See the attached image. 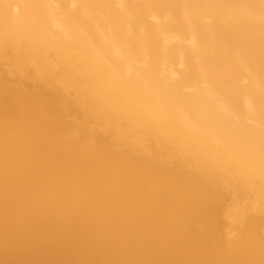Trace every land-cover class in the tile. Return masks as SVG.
<instances>
[{
	"label": "bare ground",
	"instance_id": "1",
	"mask_svg": "<svg viewBox=\"0 0 264 264\" xmlns=\"http://www.w3.org/2000/svg\"><path fill=\"white\" fill-rule=\"evenodd\" d=\"M0 264H264V0H0Z\"/></svg>",
	"mask_w": 264,
	"mask_h": 264
}]
</instances>
